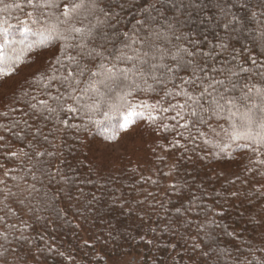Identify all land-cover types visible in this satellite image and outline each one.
Here are the masks:
<instances>
[{
    "label": "trees",
    "instance_id": "trees-1",
    "mask_svg": "<svg viewBox=\"0 0 264 264\" xmlns=\"http://www.w3.org/2000/svg\"><path fill=\"white\" fill-rule=\"evenodd\" d=\"M5 3L9 8L0 18L15 25L14 17L23 16L10 7L13 0ZM153 3L159 9L153 12L154 28L165 31L171 21L185 34L199 32L204 51L234 28L231 48L243 49V58L264 59V0H134L121 12L120 31L130 32L142 19V9ZM231 48L217 59L229 57ZM55 51L28 52L13 75L0 78V113L22 118L11 109L23 107L16 102L23 92L38 93L33 81L48 68ZM219 52L217 48L214 54ZM145 99L155 97H134ZM0 123L9 120L0 116ZM210 123L218 127L224 121ZM69 124L72 127L47 122L37 139L29 133L21 140L0 130L6 137L0 141V179H6L21 200L28 196L29 186L39 190L23 204L7 201L17 213L9 223L30 241L18 240L20 231L0 226V233L8 236L0 237V252L8 250L7 264H169L172 256L176 264H264V164L251 162L264 156L244 148L220 153L203 138L186 150L180 137V147L170 145L173 134L153 131L143 121L111 143L82 114L70 118ZM189 202L193 210L184 212L181 205ZM177 208L183 213L181 220L191 221L179 229L184 239L161 232L176 219ZM153 236L163 238L165 245L170 239L178 241L176 251L171 252L170 245L168 251L149 248L145 241Z\"/></svg>",
    "mask_w": 264,
    "mask_h": 264
},
{
    "label": "snow or ice",
    "instance_id": "snow-or-ice-1",
    "mask_svg": "<svg viewBox=\"0 0 264 264\" xmlns=\"http://www.w3.org/2000/svg\"><path fill=\"white\" fill-rule=\"evenodd\" d=\"M133 3L134 0H13L10 7L23 18L15 16V25L0 18V78L13 75L28 52L51 48L56 51L48 68L33 81L39 85L38 93L23 92L16 100L23 107L11 109L12 114L20 112L22 118L0 113L9 120L0 123V130L21 140L29 133L37 139L47 122L72 127L69 119L82 114L109 143L115 142L120 132L143 121L153 131L173 134L170 145L180 147L176 139L180 137L186 142V150L188 144L196 146L197 140L203 138L205 145L211 144L220 153L244 148L264 156V59L251 55L243 58V49L231 48L235 38L231 35L235 29H229L231 21L225 24L229 29L226 38L209 51L202 49L199 32L185 34L171 21L165 31L154 28L157 17L153 12L159 11L155 3L142 9V19L130 32H122L121 12ZM0 6V12L9 8L5 0H0ZM221 12L227 15L226 9L221 8ZM217 48L220 52L214 54ZM229 48L230 58L218 60L217 55L222 56ZM140 93L155 99L134 100ZM213 119L224 124L213 127ZM5 139L0 135V141ZM251 162L264 164V160ZM10 171L4 176L8 177ZM0 185V226L8 232L20 231L17 239L29 243L23 230L9 223L17 213L7 201L23 204L39 190L29 186L28 196L21 200L6 179H0ZM171 187L177 191L175 185ZM181 208L189 212L193 205L189 202ZM181 208L176 209V219L170 220L161 232L184 239L179 229L188 227L191 221L180 219ZM22 223L32 227L26 221ZM0 237L8 239L5 233ZM145 243L159 251H168L170 245L171 252H175L178 247L174 239L165 245L163 238L155 236ZM7 251L0 252L4 264ZM11 252L14 254L15 249ZM169 264H176L175 256Z\"/></svg>",
    "mask_w": 264,
    "mask_h": 264
}]
</instances>
